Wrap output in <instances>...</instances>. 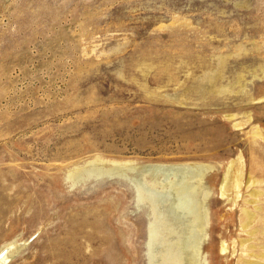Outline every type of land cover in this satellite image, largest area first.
I'll list each match as a JSON object with an SVG mask.
<instances>
[{
	"label": "rangeland",
	"instance_id": "obj_1",
	"mask_svg": "<svg viewBox=\"0 0 264 264\" xmlns=\"http://www.w3.org/2000/svg\"><path fill=\"white\" fill-rule=\"evenodd\" d=\"M200 164L206 264H237L242 209L264 214V0H0L5 264H148L137 180ZM94 165L121 171L74 177Z\"/></svg>",
	"mask_w": 264,
	"mask_h": 264
},
{
	"label": "bare ground",
	"instance_id": "obj_2",
	"mask_svg": "<svg viewBox=\"0 0 264 264\" xmlns=\"http://www.w3.org/2000/svg\"><path fill=\"white\" fill-rule=\"evenodd\" d=\"M101 167L94 165L73 175L76 179H82L92 173L103 175L121 171L119 167ZM211 170L212 166L202 164L151 167L137 180V198L139 202L147 204L151 212L147 233L148 264H206L205 246L210 225L206 204L211 190L205 178ZM224 178L222 195L227 190L229 176ZM260 212L261 208L255 213L246 207L242 209L241 228L247 236L238 240L242 254L238 256L237 264H264V214ZM259 224H262L260 229L257 227ZM256 236H259L255 240L259 245L250 243ZM225 243L226 240L221 243V253L224 255L229 248ZM9 252L0 249V264L9 260Z\"/></svg>",
	"mask_w": 264,
	"mask_h": 264
}]
</instances>
